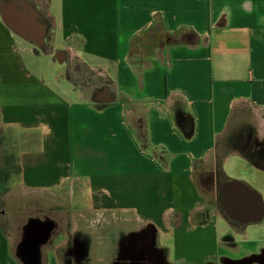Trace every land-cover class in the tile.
I'll use <instances>...</instances> for the list:
<instances>
[{
	"label": "crops",
	"instance_id": "obj_1",
	"mask_svg": "<svg viewBox=\"0 0 264 264\" xmlns=\"http://www.w3.org/2000/svg\"><path fill=\"white\" fill-rule=\"evenodd\" d=\"M32 12L40 42L0 18V128L20 144L8 183L67 188L84 215L35 218L32 255L0 226V264H45L39 246L60 228L85 253L73 264L113 253L116 264H264L252 187L264 189V0H46L42 20ZM59 51L69 61L53 63ZM81 72L98 88L76 87Z\"/></svg>",
	"mask_w": 264,
	"mask_h": 264
},
{
	"label": "rangeland",
	"instance_id": "obj_2",
	"mask_svg": "<svg viewBox=\"0 0 264 264\" xmlns=\"http://www.w3.org/2000/svg\"><path fill=\"white\" fill-rule=\"evenodd\" d=\"M8 3H12L16 8H20L22 10L26 5L28 6L29 11L31 9L37 11L39 20L44 18L46 0H0V7ZM59 53H63V55H61L62 57H60L63 62L59 61L57 55L52 54L53 63L64 64L69 61L67 55L65 56L63 51H59ZM77 75L81 77L77 78L75 82L76 87L78 86V88H82L83 86H86L91 90L98 88L96 87L98 85L95 75L86 76L85 72H81ZM19 150L20 144L15 134L4 132V130L0 128V226L5 227L7 231L11 232L13 234L14 241H20L19 244L22 249L27 247L30 255H32L37 248V243L34 238L33 240L29 239V230L27 229V226L32 222H35V218H46L52 215L62 217V215H72L73 213V215H84L77 210L80 208L82 209L84 204L83 199L80 201L79 196L74 198V204L71 203V196L69 195V189L67 188L55 191V195L48 193L46 196H41L40 194H25L23 189L18 186V183H16L15 180H13L12 184L9 185L8 179L10 178V175H12V178L14 179L15 173L18 170L17 155ZM199 175L200 173H198V176ZM252 187L258 190L264 197L263 187H258V185H252ZM199 190L203 196V200H205V202L207 201V204L214 203V196H212V192L209 188L204 185L200 186ZM217 203L219 207L220 204L219 202ZM65 225H67V223H65ZM63 232L65 233V231H62L60 228L59 231L56 232L55 236L49 237V239L44 242V245L42 244L39 246L41 249L40 258H43L45 264L50 263V252L53 249L55 250L56 245L64 243L65 241L67 242V237L64 236ZM66 242L63 248H60L61 251H58V264H73V262H71V259L73 258L75 261L83 260L85 256L84 251L80 247H77L76 252L72 250L69 252L67 250L68 244L66 245ZM109 255L111 257L107 259L106 262L108 264H116L117 258L112 257V255L114 256V253Z\"/></svg>",
	"mask_w": 264,
	"mask_h": 264
},
{
	"label": "water",
	"instance_id": "obj_3",
	"mask_svg": "<svg viewBox=\"0 0 264 264\" xmlns=\"http://www.w3.org/2000/svg\"><path fill=\"white\" fill-rule=\"evenodd\" d=\"M6 9H12L14 10V17L12 18L11 16H8L6 14ZM27 11H29L28 6H24V9L16 8L14 4L8 3L0 7V13L1 17L3 18L4 22L13 30L16 31L17 33H21L27 37H31L32 39L35 38L39 42L42 40V28H38L36 22H35V17L32 12V9L30 10L31 14H27ZM21 16V18H20ZM38 30V32L36 31ZM34 32V33H33ZM37 32V33H36ZM36 33V35H35ZM63 53H57L58 59L60 62H63L60 57H62ZM254 193V192H253ZM251 217V216H250ZM249 217V218H250ZM260 217H251L250 219L247 218V220H258Z\"/></svg>",
	"mask_w": 264,
	"mask_h": 264
},
{
	"label": "flooded vegetation",
	"instance_id": "obj_4",
	"mask_svg": "<svg viewBox=\"0 0 264 264\" xmlns=\"http://www.w3.org/2000/svg\"><path fill=\"white\" fill-rule=\"evenodd\" d=\"M257 151H258L257 156L264 161V140L261 143V145L258 146Z\"/></svg>",
	"mask_w": 264,
	"mask_h": 264
},
{
	"label": "bare ground",
	"instance_id": "obj_5",
	"mask_svg": "<svg viewBox=\"0 0 264 264\" xmlns=\"http://www.w3.org/2000/svg\"><path fill=\"white\" fill-rule=\"evenodd\" d=\"M18 7H19V6H18ZM5 12H6V14H7L8 16H11L12 18H13V17H14V15H15V14H14V12H15V11H14V10H12V9H9V10H8V9H6V11H5ZM20 18H21V16H20ZM36 31H38V30H36ZM43 31H44V30H43ZM45 33H46V32H45ZM29 40H30V39H29ZM41 43H43V42H41Z\"/></svg>",
	"mask_w": 264,
	"mask_h": 264
},
{
	"label": "trees",
	"instance_id": "obj_6",
	"mask_svg": "<svg viewBox=\"0 0 264 264\" xmlns=\"http://www.w3.org/2000/svg\"><path fill=\"white\" fill-rule=\"evenodd\" d=\"M20 171V168L18 167V170L16 171V173H18Z\"/></svg>",
	"mask_w": 264,
	"mask_h": 264
}]
</instances>
